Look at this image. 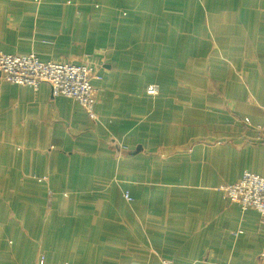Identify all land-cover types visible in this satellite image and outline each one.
<instances>
[{
  "label": "crops",
  "instance_id": "crops-1",
  "mask_svg": "<svg viewBox=\"0 0 264 264\" xmlns=\"http://www.w3.org/2000/svg\"><path fill=\"white\" fill-rule=\"evenodd\" d=\"M1 53L102 78L93 119L0 72V264H264L220 189L264 177V0H0Z\"/></svg>",
  "mask_w": 264,
  "mask_h": 264
},
{
  "label": "built area",
  "instance_id": "built-area-1",
  "mask_svg": "<svg viewBox=\"0 0 264 264\" xmlns=\"http://www.w3.org/2000/svg\"><path fill=\"white\" fill-rule=\"evenodd\" d=\"M98 67L90 63H70L63 61H43L35 54L13 55L0 54V72L4 80L20 85H29L35 88L42 82L51 86L52 95L66 96L76 100L93 119L97 118L94 110L97 104L98 89L92 83L94 78L101 79L97 74ZM147 92L156 95L159 88L150 84ZM259 138L264 140V122L257 126ZM232 202L238 203L243 210L255 208L264 219V177L246 171L240 180L231 185L220 188ZM125 197L131 200L126 193ZM41 257L40 263H43ZM163 264H172L164 260ZM199 264V263H194Z\"/></svg>",
  "mask_w": 264,
  "mask_h": 264
},
{
  "label": "rangeland",
  "instance_id": "rangeland-1",
  "mask_svg": "<svg viewBox=\"0 0 264 264\" xmlns=\"http://www.w3.org/2000/svg\"><path fill=\"white\" fill-rule=\"evenodd\" d=\"M33 88H35V87H33ZM36 89V88H35Z\"/></svg>",
  "mask_w": 264,
  "mask_h": 264
}]
</instances>
